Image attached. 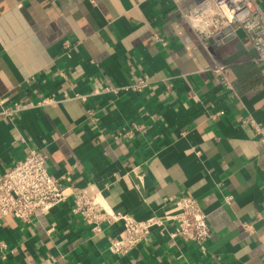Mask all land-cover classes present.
<instances>
[{
    "label": "crops",
    "instance_id": "0c3cea01",
    "mask_svg": "<svg viewBox=\"0 0 264 264\" xmlns=\"http://www.w3.org/2000/svg\"><path fill=\"white\" fill-rule=\"evenodd\" d=\"M256 56L240 30L212 56L169 0H0V174L41 149L67 191L137 219L192 196L210 230L204 252L155 227L114 255L119 223L92 235L67 198L31 222L5 217L0 264H264V142L244 122L264 128ZM141 74L146 88L123 89ZM105 86L120 88L94 92ZM14 102L31 105L11 121Z\"/></svg>",
    "mask_w": 264,
    "mask_h": 264
},
{
    "label": "built area",
    "instance_id": "2783aa9c",
    "mask_svg": "<svg viewBox=\"0 0 264 264\" xmlns=\"http://www.w3.org/2000/svg\"><path fill=\"white\" fill-rule=\"evenodd\" d=\"M180 18L192 30L196 40L212 56L216 43H224L238 30L256 51L257 62H264V12L255 0H192L188 10L180 7L182 0H169ZM157 38V37H156ZM225 64L215 60L209 69L230 87L224 69ZM145 74L134 78L126 88L142 90L148 86ZM120 87H102L95 93L117 91ZM29 103L14 102L2 109L1 114L9 120L19 116ZM244 122L251 126L264 142V128L254 119ZM47 154L31 148L25 156L0 174V224L5 217L31 222L47 214L67 198L72 200V211L78 215L92 235L102 231L104 224L119 223L120 230L108 240L107 249L114 255H125L145 240L153 228L165 230L171 239L193 244L205 251L210 237L207 217L197 200L188 195H177L169 209L162 215H149L137 219L127 213L115 211L102 202L98 194L86 195L67 191L60 179L48 172ZM5 244L0 242V248Z\"/></svg>",
    "mask_w": 264,
    "mask_h": 264
}]
</instances>
